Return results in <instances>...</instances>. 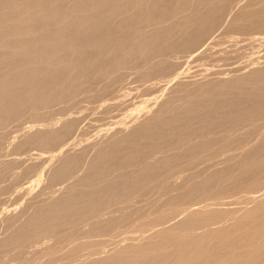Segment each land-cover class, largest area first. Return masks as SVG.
<instances>
[{"label":"bare ground","instance_id":"6f19581e","mask_svg":"<svg viewBox=\"0 0 264 264\" xmlns=\"http://www.w3.org/2000/svg\"><path fill=\"white\" fill-rule=\"evenodd\" d=\"M186 1L0 0V46L3 47L0 50V205L5 195L16 190L24 179L38 176L40 168L71 136L78 119L89 107L124 87L132 74L127 76V69L126 73L123 70L121 74H113L120 58L127 54V63L139 58L142 49L156 47L161 38L157 44L150 40L154 42L159 28L153 33L149 25L164 23L169 16L168 19L185 8L190 9L184 5ZM231 4L202 17L198 14L199 23L210 22L207 29L196 26L194 29L191 25L194 30L191 37L187 36L188 43L179 47L180 43L169 42L173 51L168 58L155 62L149 53L128 70L144 79L145 76L166 78L174 71L176 60L195 51L216 32L221 24L216 21L221 17L228 20V25L219 32V54L203 55L197 59L199 66L207 64V60L213 65L219 62L229 65V60L248 57L255 49L264 52L263 36L262 40L259 37L264 35V0L249 2L239 11ZM193 7V11H198V6ZM191 17L189 23L193 21ZM173 24L170 25H176ZM143 25L152 28L150 36L141 37L139 29ZM183 29L182 32L186 31ZM210 65L201 66L210 68ZM102 69H110L109 76L99 77L97 73ZM177 89L173 98H167L145 116L133 119V124L124 125L105 139L72 145V149L58 154L52 166L45 169L37 193L35 189L36 200L32 198L29 200L32 203L18 213L6 212L0 218V264L6 259V254L1 253L7 251H11L17 264H55L56 261L74 264L76 257L95 255L103 243L113 244L108 254L90 256L77 264H264V208L255 211L249 220L235 224H228L226 214L214 210L200 211L198 215L192 212L171 233L159 231L155 239H146L145 243L127 241L124 246L117 245L116 236L131 227L142 233L186 206L209 199L217 204L232 196L234 203L240 202L245 199L243 194L254 192L264 184V136L257 142L252 138L259 131V119L264 118V66L204 85L180 84ZM86 93L91 94L86 96ZM110 107L104 112L106 118L115 110L123 111L125 106ZM71 113L76 116L70 118ZM59 115L61 127L56 128ZM24 116L31 119L33 127H24ZM99 116L97 120L104 118ZM246 124L251 127L249 133L242 130ZM28 146L37 152L33 149L35 153L25 159L21 153ZM243 146L245 150L233 152L226 161L223 159L222 168L215 167L220 151ZM203 163L210 169L202 170ZM180 172L184 177L177 181L175 176ZM173 179L180 183H173ZM228 187L235 191L230 193ZM154 194L158 197L152 200ZM134 197L144 200V204L132 203ZM42 238L52 241H47L44 251H32L33 255L27 258L24 251Z\"/></svg>","mask_w":264,"mask_h":264},{"label":"rangeland","instance_id":"374dc122","mask_svg":"<svg viewBox=\"0 0 264 264\" xmlns=\"http://www.w3.org/2000/svg\"><path fill=\"white\" fill-rule=\"evenodd\" d=\"M193 1V0H192ZM196 1V2H195ZM195 1H193L192 3H191V0H187L185 3H184V5H187V7H189L190 9H188V8H185L184 10H182V12L180 13H177L176 15H174L175 17H173V16H171V18L170 19H168V18H166V19H164L163 21H164V23L163 22H159V23H154L153 25L151 24V25H149L150 27H152L153 28V30H152V28H150L148 25H143V26H141L140 28L141 29H139V33L140 34H142L141 35V37H147V36H150L151 35V33H152V31H153V33H155L157 30H158V28H159V30H161L162 31V33L158 30L157 32H159L160 34H162V35H160L159 33H157V34H159V36L156 34L155 36L157 37L156 39H154V42H153V40H150V42L152 41V44H157L156 42H158L159 40H160V42H158V44H157V48L156 47H153V48H150V47H148L149 49H150V51H149V49L148 48H144V49H142L143 51L140 53V57L139 58H133V59H130L129 60V62H127L126 63V61H128V59H125V57H126V55L125 56H123V57H121L120 58V63H119V66H120V68H119V66H118V68H117V72L115 71V72H113V74L114 75H118V74H121V73H123L122 71L124 70L125 72L124 73H126V69H127V76L128 75H130V74H132V75H130V79H126V83L123 85L124 87H121V89H119L120 91H117V92H114L113 93V95L112 94H110V96L108 95V96H103L102 98H100L99 99V101H97L96 103L98 104V105H92L93 106V108L92 107H89L90 108V110L88 111H86L85 113L86 114H84L83 116H80V118L78 119V125L75 127V130H74V132L71 134V136L65 141V142H63L57 149H56V151H54L53 153V155H54V157L53 156H51V158H49L44 164H43V166L40 168V171H41V173H40V171H39V173H38V176L37 175H34V176H36V177H33V178H31L30 177V179L28 178H26V180L24 179L23 181H22V183L20 184V186L18 187L19 188V190H18V188L16 189V190H11L8 194H6L5 196L7 197V199H6V197L3 199V201L2 202H4V203H2L1 202V205H0V207L1 206H3V208L1 207V209H0V211L2 212H0V218L2 217V216H4V214H7L8 212H11V214H15V213H18L19 211H21L28 203H32V202H29V200H31L32 201V198H33V200L35 201L36 200V196H34L33 197V195H35L36 193H37V191L39 190V188L40 187H37V185L38 186H40L41 185V183H42V178H43V176H44V172L48 169V167H51L52 165H50V164H53V162L55 161V159L60 155V154H62V153H64V152H66V151H68L69 149H72L73 148V146L74 147H76V145L78 146V145H82L83 143H89V142H91V141H93V140H101V139H103V137H104V139L105 138H107L108 136H110L111 134H113L114 132H115V130H118L119 128H122V127H125L126 125H131V124H133V122H134V120H137V118L139 119V117H142V116H145L146 114H148V113H150V111H152V110H154V109H156V108H158V105L161 103V102H163V101H166V100H168V99H171V98H173L176 94H177V87H178V85H180V84H185L186 83V85H188V86H199V85H202V83H203V85H204V83L206 84V83H208V82H210V81H216V80H219V79H227V78H230V77H234V76H242V75H245V74H247V73H249V72H251L252 70H255V69H257V68H260V67H262V66H264V52H261V51H263V50H260V48L257 50V49H255V50H257V51H255L254 50V52H252V53H250L249 55H248V57L246 56V57H243V58H236V59H234V60H229V61H231V63L229 64L227 61H223L222 63H224V62H226L227 64H229V65H223V64H221L220 62L219 63H217V65H213L212 63H211V61H206V62H208L207 64H205V63H203V62H205V61H200V63H203L204 65H210L209 63H211L212 65H210L211 67L209 68V67H207V66H201V65H203V64H200V66H199V59L203 56V55H206L207 53L208 54H211V55H217V54H219V53H217L218 51H219V49H221V47H219L218 46V44H217V41H218V36H219V34L220 33H222L221 31H223V29L228 25V20H225V19H223L222 17H221V19L220 18H218L217 20L218 21H216V23L218 22V23H221L220 24V27H218V29H220V30H218V29H216V32H213L212 34L213 35H209V38H207V40H205V42L199 47V48H197L195 51H193L192 53L190 52V54H186L187 56L185 57V56H182L183 58H180V61H179V59L178 60H176V65H175V68H174V71L173 70H171V72L172 73H169V75L168 76H166V78H163V79H158V78H153V77H149L148 78V76H145L146 78L144 79V76H141L139 73L137 74V73H135L134 71H132V70H128V68H129V66L131 67V69H132V67L139 61V59L140 58H144L145 56H147V55H149V53H150V55H151V57H152V59H153V61L154 60H156L155 62H160V61H162V59L164 60L165 58H168V56H171L172 55V48H171V44H173V45H177L178 43H180V44H178V46L179 47H181V46H183V45H185L186 43H188V37H191V33L193 32V30L195 29V26H196V28H200V30L202 29V30H206L207 29V27H208V25L210 24V22H206V21H204V22H200L199 23V21H200V18L204 15V13L206 14L207 12H215V9H216V11L217 10H219L220 9V6L222 7V6H224V5H230L231 3V6L232 7H236L237 6V8H236V10L235 11H239V9H241L242 8V10L244 9V5H246V4H248L249 2H255V1H257V0H243V1H239V0H234V1H232V0H195ZM204 1V2H203ZM207 1V2H206ZM216 1V2H215ZM230 1H231V3H230ZM237 1V2H236ZM239 1V2H238ZM210 2V3H209ZM218 2V3H217ZM221 2H222V4H221ZM225 2V3H224ZM240 2H242V3H240ZM202 3V4H201ZM204 3H206V4H204ZM212 3V4H211ZM216 4H218V5H216ZM219 4H221V5H219ZM198 6V11H193V6ZM236 5V6H235ZM140 6V3H139V5H138V7ZM219 6V7H218ZM138 7H136V8H138ZM207 7L209 8V9H207ZM217 7V8H216ZM200 8H202V10L200 9ZM211 9H213V10H211ZM191 10V11H190ZM206 10V11H205ZM207 10H210V11H207ZM191 12H193L192 13V15H191ZM200 12V13H199ZM189 13V14H188ZM197 13V14H196ZM203 13V14H202ZM217 13V12H216ZM188 14V15H187ZM198 14L201 16H198ZM220 14V13H219ZM131 15V14H130ZM179 16H180V19H177V18H179ZM188 16V18H185V17H187ZM192 16V17H191ZM196 16H198V18H199V21H198V18L196 17ZM191 17V19H190V21H192V19H193V21L192 22H190L189 23V18ZM121 18V17H120ZM178 20V21H177ZM188 20V21H187ZM173 21H177V22H175L174 24H176L175 26H171L172 24H173ZM181 21H182V23H181ZM183 21H184V23H183ZM186 21V22H185ZM224 21H225V23H226V25H225V23H224ZM172 22V23H171ZM187 22H188V24H187ZM197 22V24H195ZM223 22V23H222ZM181 23V24H180ZM202 23H204V24H202ZM209 23V24H208ZM167 24H169V25H167ZM171 24V25H170ZM173 24V25H174ZM183 24V25H182ZM190 24V27H188V25ZM199 24H201V26H199ZM178 25V26H177ZM180 25H182V26H180ZM194 27V29H193V27ZM202 25H206V27L205 26H202ZM218 26H219V24H217ZM222 25V26H221ZM225 25V26H224ZM147 26V27H146ZM157 26H158V28H157ZM161 28H160V27ZM164 26V27H163ZM165 26H167V27H165ZM169 26H170V28H169ZM144 28V30L142 31V29ZM155 27H156V29H155ZM188 27V28H187ZM169 28V29H168ZM174 28V29H173ZM177 28H180V30L178 29L177 31H178V33H175V32H177L176 31V29ZM184 28V29H183ZM151 29V30H150ZM169 31H168V30ZM171 29H172V32H171ZM182 29H183V31L184 30H186V31H184V32H182ZM191 29V31H189ZM148 30V31H147ZM168 32H167V31ZM142 31V32H141ZM165 31V32H164ZM143 32H146V33H143ZM170 32V33H169ZM189 32V33H188ZM191 32V33H190ZM220 32V33H219ZM167 33V34H166ZM180 33H182V36H181V34ZM188 33V34H187ZM148 34H150V35H148ZM172 34H174L173 36L174 37H172ZM180 34V35H179ZM185 34V35H184ZM164 35V36H163ZM166 35H168V36H166ZM163 37V39H162V37ZM166 36V37H165ZM187 38H186V37ZM261 36H263L262 38H263V40H262V38H261ZM168 37V39L165 41V38H167ZM176 37H178V38H176ZM184 37V38H183ZM260 38H261V40L262 41H264V35L263 34H261L260 36H259ZM153 38V37H152ZM159 38H161V39H159ZM171 38V39H170ZM181 38H183V39H181ZM187 40H186V39ZM157 39H159V40H157ZM155 40H157V41H155ZM164 40V41H163ZM174 40H175V42H174ZM181 40V41H180ZM179 41V42H178ZM186 41V42H185ZM171 44H170V43ZM184 42V43H183ZM162 43V44H161ZM168 43V44H167ZM181 43L183 44V45H181ZM163 44H164V46L167 44V46H163ZM170 44V45H169ZM155 46V45H154ZM163 46V47H162ZM264 46V45H263ZM263 46H262V49H264L263 48ZM160 47V49L158 50V48ZM164 48V49H162V48ZM169 47V48H168ZM165 48H166V50H169L170 48V51H166L165 50ZM168 48V49H167ZM3 49V47H1L0 46V50H2ZM145 50H147V51H145ZM163 50H165V51H163ZM172 50V51H171ZM152 51H156L155 52V54H154V52H152ZM159 51H160V53H162L163 55H161L160 53H159ZM17 50H14V54H15V56H18V54H17ZM164 52V53H163ZM169 52V53H168ZM171 53V55H168V54H170ZM215 53V54H214ZM144 54V55H143ZM160 54V55H159ZM168 55V56H167ZM253 55H255L254 57H253ZM155 56V57H154ZM159 56V57H158ZM161 56H163V57H161ZM166 56V57H165ZM159 58V60H157ZM185 58V59H184ZM233 58V57H232ZM250 58V59H249ZM198 59V60H197ZM202 59V58H201ZM240 59V60H239ZM248 59V60H247ZM242 60H244L243 62H242ZM132 61V62H131ZM182 61V62H181ZM131 62V63H130ZM198 62V63H197ZM126 63V64H125ZM128 63H130L129 65H128ZM135 63V64H134ZM262 63V64H261ZM133 66H132V65ZM179 64V65H178ZM215 64V63H214ZM122 65V66H121ZM260 65H262V66H260ZM127 67V68H126ZM198 67V68H197ZM207 68V69H206ZM212 68V69H211ZM214 68V69H213ZM121 69V70H120ZM104 69H102L101 71H99L98 73H97V75L99 76V77H102V78H106L107 76H109V71H107V70H110V69H105L104 71H103ZM176 70V71H175ZM121 71V73H119ZM104 73V74H103ZM117 73V74H116ZM221 73V74H220ZM104 75L106 76V77H104ZM177 76H178V78H177ZM223 76V77H222ZM214 77V78H213ZM193 78V79H192ZM78 81V83H79V80H77ZM77 81L75 82V85L76 84H78L77 83ZM128 81V82H127ZM156 81V82H155ZM192 84H191V83ZM126 85V86H125ZM150 85V86H149ZM156 85H158V86H156ZM176 86V87H175ZM122 89H126V91L124 90V92L122 91ZM138 90V91H137ZM122 91V92H121ZM119 92V93H118ZM154 92V93H153ZM69 93V92H68ZM131 93V94H130ZM148 93V94H147ZM176 93V94H175ZM89 94H91V93H86L85 95L87 96V95H89ZM67 94H65V96H66ZM172 96V97H171ZM82 97V96H81ZM80 96H79V98H81ZM108 97H110V98H108ZM88 99H89V101H90V97H87ZM86 98V99H87ZM106 98V99H105ZM168 98V99H167ZM87 99V100H88ZM104 99V100H103ZM159 99V100H158ZM84 100V99H83ZM92 100V99H91ZM101 100H103V101H101ZM112 101V102H111ZM128 101V102H127ZM84 102H85V100H84ZM127 102V103H126ZM86 103H88L87 101H86ZM86 103H81V104H86ZM91 103V102H90ZM94 102L92 101V104H93ZM105 103V104H104ZM124 105L125 107L123 108V111H116L115 110V112H114V114L112 115H109V116H107V118L105 117V114H106V112H107V110L108 109H111V107L110 106H112V105ZM157 104V105H156ZM90 105V104H89ZM88 106V105H87ZM157 106V107H156ZM103 107V108H102ZM107 107H108V109H107ZM98 108V109H97ZM86 109H88V107L86 108ZM96 109V111H94ZM150 109V110H149ZM75 110V109H74ZM76 111H78V109H76L75 110V112ZM99 111V112H98ZM145 111H146V113H145ZM71 112H73V110H71ZM92 112V113H91ZM104 112H105V114H104ZM118 112V113H117ZM95 113V114H94ZM140 113V114H139ZM72 114V115H71ZM70 115H69V117L70 118H72V117H75L76 116V113H75V115L73 114V113H71ZM91 114V115H90ZM98 114L100 115L99 117H104L103 119H101V120H97V117H98ZM103 114H104V116H103ZM143 114H145V115H143ZM93 115V116H92ZM121 115V116H120ZM117 116V117H116ZM61 116L59 115L56 119V123L54 124L55 125V127L56 128H59V127H61V123L58 121V119L60 118ZM109 117V118H108ZM120 117V118H119ZM83 118V119H82ZM91 118H93V119H91ZM118 118V119H117ZM82 119V120H81ZM95 119V120H94ZM134 119V120H133ZM27 120V121H26ZM106 121V122H105ZM22 122H23V125H24V127L25 128H27V129H29L30 127H33L34 126V123L31 121V119L30 118H28L27 116H24L23 118H22ZM92 122V123H91ZM97 122H98V124H97ZM104 122V123H103ZM31 123V124H30ZM32 123H33V125H32ZM125 125V126H124ZM259 131L258 132H256L255 134H254V136L252 137L253 139H255V140H253V142H257L258 140H260L263 136H264V131H262V130H264L263 128H264V118H261V119H259ZM30 126V127H29ZM117 126V127H116ZM78 129V130H77ZM242 130H243V132L244 133H249L250 131H251V127L248 125V124H246V126L244 125L243 126V128H242ZM84 131V132H83ZM90 132V133H89ZM260 133V134H259ZM261 133H263V134H261ZM104 135V136H103ZM262 135V136H261ZM79 136H80V138H79ZM261 136V137H260ZM86 137V138H85ZM89 137V138H88ZM94 137V138H93ZM71 138V139H70ZM76 138V139H75ZM83 138V139H82ZM79 139H81V141L79 142ZM73 140V141H72ZM86 140H88V141H86ZM70 141V142H69ZM76 141H78V142H76ZM83 141V142H82ZM75 143V144H74ZM82 143V144H81ZM73 145V146H72ZM69 146H71V147H69ZM245 146H246V148L247 147H249L247 144H245ZM245 146H243V147H241V148H235V149H231V150H228V151H220L219 152V157H216V160H215V167L217 166L218 168H222L223 167V161L225 160L226 161V158H227V156H229V155H233L234 153L233 152H240V151H242V150H245L246 148H245ZM27 148V149H26ZM25 149H24V151H22V153H21V157H23V158H25V156H31L33 153H35V152H33L35 149H34V147L32 148V146H28V147H26ZM68 148V149H67ZM34 149V150H33ZM240 149V150H239ZM62 150V151H61ZM36 151V150H35ZM64 151V152H63ZM31 152V153H30ZM37 152V151H36ZM223 152V153H222ZM26 153H27V155H26ZM22 154H24V155H22ZM59 154V155H58ZM7 156V155H6ZM6 156H4V157H6ZM10 156V155H9ZM8 157V156H7ZM6 157V158H7ZM12 157V155L9 157V158H11ZM55 158V159H54ZM218 158V159H217ZM2 159V158H1ZM25 159H27V158H25ZM224 159V160H223ZM54 160V161H53ZM222 164H221V163ZM217 164H221V165H217ZM220 166H222V167H220ZM204 167V168H203ZM208 167V168H207ZM200 168L202 169V170H208V169H210V167L207 165V163H203L201 166H200ZM44 169V170H43ZM46 169V170H45ZM43 172V173H42ZM43 174V175H42ZM182 175H183V177H184V174L183 173H178L177 174V176H175L176 178H178L177 179V181H182L181 179L183 178L182 177ZM179 176V177H178ZM44 179V178H43ZM36 180H37V182H36ZM39 180V181H38ZM175 179H173V181H174ZM177 181H174L173 183H176ZM177 183H180V182H177ZM24 186V187H23ZM35 186V187H34ZM37 187V188H36ZM228 188H230V190H228L230 193L232 192V191H235L233 188H231V187H228ZM25 189V190H24ZM31 189V190H30ZM35 189H36V193H35ZM28 190V191H27ZM33 190V191H32ZM232 190V191H231ZM19 192V193H16V192ZM26 191V192H25ZM25 192V193H24ZM35 193V194H34ZM252 193V194H251ZM14 194V195H13ZM21 195V198H19L20 197V195ZM23 194V195H22ZM32 194V195H31ZM247 194V195H246ZM245 195L243 194V198H245V199H242V200H240V202H237L236 201V203H234L235 202V198L234 197H225V198H223L224 199V201L222 200V201H220V203L219 202H217V204H216V202H215V204L212 202V200L211 199H209V200H206V201H204V202H200V203H195V204H193L192 206H190V207H187L186 206V208L185 209H183L180 213H178V214H175V215H173V216H171L169 219H167L166 221H164L163 223H161V224H158V225H156V226H154V228L153 227H148L144 232H140V231H138L137 232V228L135 229V227H131L130 229H131V231H130V229L128 230H125V231H122V232H120L117 236H116V241H117V245L119 244L120 246H124V245H126L129 241H132V242H134V243H136V242H138V241H144L143 243H145V242H147L148 240H151V239H155V237H156V232H159V231H165V232H167V233H171V232H173L174 230V227L176 226V224H178L179 222H181L182 220H184L186 217H188L189 215H191V213L193 212H195V214H197L198 215V213L200 214L202 211H205L206 213L207 212H213V210L214 211H216V212H220V213H222V214H226L225 215V219H226V221L225 222H227L228 224H235V223H237V222H243V221H247V220H249V218L253 215V213L255 214V211L256 212H258L259 210H261V209H263L264 208V205H263V207H262V204H264V200H262L263 198H264V184L259 188V189H257V190H255L254 192H250V193H246ZM25 195V196H24ZM30 195V196H29ZM14 196V197H13ZM32 196V197H31ZM255 196V197H254ZM8 197H9V199H8ZM17 197V198H16ZM26 199H25V198ZM31 197V198H30ZM158 197V195L157 194H154V196L153 197H151V199L152 198H154V199H156ZM253 197V198H252ZM35 198V199H34ZM16 199V200H15ZM24 199V200H23ZM153 200V199H152ZM11 201V202H10ZM27 201V202H26ZM141 198L139 199V197H134L133 199H132V203H134V204H136L137 206H141V205H143L144 204V200H142L141 202ZM17 202V203H16ZM211 202V203H210ZM259 202H263L262 204L261 203H259ZM212 204V205H211ZM6 205V206H5ZM203 205V206H202ZM220 205V206H219ZM241 205V206H240ZM243 205V206H242ZM261 206V207H260ZM20 209H19V208ZM191 207H192V209H191ZM238 207V208H237ZM241 207H244V209L243 208H241ZM250 207V208H249ZM233 208V209H232ZM257 208H258V210H257ZM10 209V210H9ZM239 209V210H238ZM3 210V211H2ZM12 210V211H11ZM252 210H254V211H252ZM201 211V212H200ZM251 211V212H250ZM7 212V213H6ZM249 212V213H248ZM4 213V214H3ZM231 215H230V214ZM237 213H239L238 215H237ZM248 213V214H247ZM10 214V213H9ZM230 215V216H229ZM232 215L233 216H235V217H232ZM237 215V216H236ZM227 216H229V217H227ZM228 219H227V218ZM236 219V220H235ZM179 220V221H178ZM173 223V224H172ZM163 228H161V227ZM86 226L84 225H82V228H85ZM157 228V229H156ZM161 230H160V229ZM150 230V231H149ZM198 230H200V231H198ZM197 230V232L198 233H201L202 232V230H204L203 228L202 229H198ZM135 231V232H134ZM128 232V233H127ZM137 232V233H136ZM148 232V233H147ZM127 233V234H126ZM131 233V234H130ZM133 233L134 234H136V235H133ZM147 233V234H146ZM150 233V234H149ZM130 236H129V235ZM144 235V236H143ZM147 235V236H146ZM125 236V237H124ZM128 236V237H127ZM142 236V237H141ZM151 236H152V238H151ZM132 237V238H131ZM134 238H136V240L134 239ZM139 238V239H138ZM45 239V240H44ZM117 239H119V240H117ZM145 239V240H144ZM146 239H147V241H146ZM49 240V243H50V241H52V239L50 240L49 238H42V239H40L39 241H37L36 243L34 242V243H32V245L30 244L29 246H30V248H29V246L27 247V251L25 250L24 252L26 253L25 254V256L28 258V257H31L32 255H33V252L35 251V250H45V247H46V244H48L47 243V241ZM43 241V242H42ZM128 241V242H127ZM141 242V243H142ZM123 243H126V244H123ZM141 243H136V244H141ZM36 244H37V246H36ZM103 245H105V246H103ZM113 244H108V243H103V244H100L99 245V247H98V252L95 254V255H90V254H84V255H82L81 257H76L75 259L76 260H74L73 261V263L74 264H77V263H79V262H82V261H86V260H88V259H90V256L91 257H97V255H100L101 253V255H105V254H108L111 250H112V246ZM33 246V247H32ZM42 246V247H41ZM100 246H102V247H100ZM110 246V248L108 249V247ZM112 246V247H111ZM41 248V249H40ZM43 248V249H42ZM31 249H33V250H31ZM101 249V250H100ZM33 251V252H32ZM105 251V252H104ZM108 251V252H107ZM8 253H9V257H11L12 256V253H11V251H7L6 253H1V255H3V254H6L5 255V257L4 258H6V259H4V264H6V261L5 260H7L9 263H7V264H15L14 263V261H16V260H14V259H12V257L11 258H9L7 255H8ZM11 253V254H10ZM30 255V256H29ZM88 256V257H87ZM83 257V258H82ZM8 258V259H7ZM12 259V263L10 262V260ZM83 259V260H82ZM85 259V260H84ZM14 260V261H13ZM80 260H82V261H80ZM78 261V262H77ZM55 262V261H54ZM56 262H58L59 263V261H56ZM55 262V264H58V263H56ZM17 264V263H16ZM51 264H53V263H51Z\"/></svg>","mask_w":264,"mask_h":264}]
</instances>
